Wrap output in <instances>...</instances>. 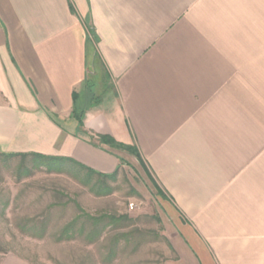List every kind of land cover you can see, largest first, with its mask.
I'll use <instances>...</instances> for the list:
<instances>
[{"label": "crops", "instance_id": "crops-1", "mask_svg": "<svg viewBox=\"0 0 264 264\" xmlns=\"http://www.w3.org/2000/svg\"><path fill=\"white\" fill-rule=\"evenodd\" d=\"M18 154L103 175L135 158L174 221L165 264H264V0H0Z\"/></svg>", "mask_w": 264, "mask_h": 264}, {"label": "rangeland", "instance_id": "rangeland-1", "mask_svg": "<svg viewBox=\"0 0 264 264\" xmlns=\"http://www.w3.org/2000/svg\"><path fill=\"white\" fill-rule=\"evenodd\" d=\"M129 162L137 170L123 161L112 180H103L111 194L96 196L91 190L97 182L93 176L83 185L84 173L75 178L47 174L32 169L31 157L0 155V257L16 255L28 264H165L172 260L174 252L162 235V224L174 222L168 204L135 158ZM80 210L91 216L127 214L133 220L127 230L140 233L133 232L131 243L122 244L114 259L105 262L112 232L93 245L80 238L57 241L61 229Z\"/></svg>", "mask_w": 264, "mask_h": 264}, {"label": "trees", "instance_id": "trees-1", "mask_svg": "<svg viewBox=\"0 0 264 264\" xmlns=\"http://www.w3.org/2000/svg\"><path fill=\"white\" fill-rule=\"evenodd\" d=\"M73 117L76 118L78 126L82 127L81 115L74 112ZM99 142L108 145L109 147L121 151H126L132 155H136V151L129 146L115 142L113 139L100 136ZM6 158L13 157H31L32 169L36 170H45L47 174H58V175H72L73 177L76 174L84 173V181H81L83 185L89 183L90 177L97 178V182L94 185H91V190L96 196H108L111 194L110 188H107L103 184V180H112L119 172V169L116 170L113 174L103 175L96 173L82 165L72 166V162L63 158H52L45 157L37 154H18V155H1ZM29 174V172H27ZM75 178V177H74ZM159 222V219L156 218ZM133 220L127 214L123 215H108L101 214L96 216H91L80 210V214L75 216V218L67 223L59 232L57 236V241H66V240H75L82 239L87 242L89 245L97 244L101 241L105 233L112 232L114 233L111 239V243L108 247V253L104 258V261L110 262L116 256V252L119 247L124 244L128 245L131 243L132 238L135 237V234L139 235V231L127 230L132 226Z\"/></svg>", "mask_w": 264, "mask_h": 264}]
</instances>
